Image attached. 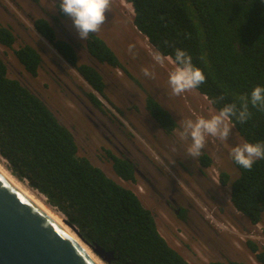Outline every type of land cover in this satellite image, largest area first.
Returning a JSON list of instances; mask_svg holds the SVG:
<instances>
[{
  "label": "trees",
  "instance_id": "obj_1",
  "mask_svg": "<svg viewBox=\"0 0 264 264\" xmlns=\"http://www.w3.org/2000/svg\"><path fill=\"white\" fill-rule=\"evenodd\" d=\"M124 1L132 7L134 27L156 51L172 62L176 49L191 56L192 64L205 76L204 83L195 90L208 101H218L211 104L216 112L226 104L235 103L239 108L241 97L249 98L255 86H264L262 0ZM55 8L60 18L68 17L58 5ZM32 25L93 92L103 97L101 75L93 67L79 64L73 47L57 39L45 19L37 18ZM14 42L12 31L0 26V45L11 49ZM85 49L99 63L120 67L114 52L94 33L85 41ZM12 53L28 75L37 76L41 57L34 48L23 45ZM89 96L101 105L95 94ZM145 108L166 132L174 130V120L151 97L146 98ZM249 112L251 116L245 123L235 117L230 123L243 141L264 143V110L249 104ZM0 158L15 179L43 196L87 244L111 253L109 264H190L159 234L151 213L131 190L78 155L70 131L38 96L7 76L1 58ZM199 161L204 167L212 164L206 154ZM232 164L238 177L230 181L222 171L219 182L229 186L233 208L251 225H257L264 212V160L257 161L251 170L233 160ZM113 169L122 180L133 181L126 162L114 159ZM247 245L257 264H264V250L252 242Z\"/></svg>",
  "mask_w": 264,
  "mask_h": 264
},
{
  "label": "rangeland",
  "instance_id": "obj_2",
  "mask_svg": "<svg viewBox=\"0 0 264 264\" xmlns=\"http://www.w3.org/2000/svg\"><path fill=\"white\" fill-rule=\"evenodd\" d=\"M39 17L49 20L56 36L75 48L79 64L88 63L98 67L106 82L104 94L107 100L94 94L113 118L118 119L116 110L123 114V119L120 121L126 127L128 142L135 143L144 155L168 174L170 168L166 166L167 162L162 160L165 157L176 168H180L181 160H176L179 158L176 156L177 152H181L187 161L195 164V160L186 152L190 140L182 141L178 132L182 130L184 120L199 116L210 118L216 111L195 89L179 96L172 95L168 85V73L174 69L175 64L171 59L163 64L155 61V51L133 25V10L129 3L124 0H110L109 10L105 12L104 25L99 32L94 33L116 54L126 70L127 75H125L118 69L98 65L85 53V41L79 39L69 17L62 19L58 16L53 0H39L37 4L29 0H0V26L8 27L15 36L11 49L0 45V58L6 64L7 76L17 80L38 96L57 119L70 128L75 124L77 109L66 89L72 90L78 96H80L78 90L92 91L77 72L34 30L32 23ZM23 45L31 46L41 57V65L36 77L28 75L13 56L12 50ZM142 69L154 73V77H146ZM138 85L169 110L178 123L174 139L170 142L172 146H167L165 150L162 148L161 140L152 130L150 121L144 119L140 122L138 115L135 114V111H141L140 107L142 108L144 102V95ZM82 134L83 132H80L76 136L79 156H87L103 168L110 179L131 190L141 204L153 213L159 234L188 263L235 261L257 264L247 243L252 242L259 249L264 250V212L261 221L257 225H251L228 200L229 186H221L218 182L220 171L227 173L230 181L238 177L230 152L233 146L243 140L233 126L226 142L211 136L206 137V145L202 153L209 155L212 160L211 166L203 170L206 183L201 181L202 184H197L192 177L184 174L190 180L191 189L198 193L196 196L194 192H189L191 202L213 228V231L205 230L207 238L189 231L187 227L176 221L171 211H165L155 205L147 186L139 179L133 183L123 181L102 161L96 162L98 149L105 143L93 132L89 134V140L83 139ZM0 164L6 167L1 158ZM41 197L46 203L45 198ZM101 262L105 264L102 260Z\"/></svg>",
  "mask_w": 264,
  "mask_h": 264
},
{
  "label": "flooded vegetation",
  "instance_id": "obj_3",
  "mask_svg": "<svg viewBox=\"0 0 264 264\" xmlns=\"http://www.w3.org/2000/svg\"><path fill=\"white\" fill-rule=\"evenodd\" d=\"M37 3H33V4H37ZM56 13H57V10H56ZM39 18L45 19L50 24V26L53 28V26L51 25L49 20H47L44 17H39ZM53 30H54V28H53ZM54 33H55V30H54ZM138 33L140 35H142L140 32H138ZM55 36H56V34H55ZM56 38L59 39L57 36H56ZM60 40H62V39H60ZM148 44H149V42H148ZM151 48L156 52V50L152 46H151ZM73 49L75 51L74 47H73ZM84 51L98 65L108 66L106 64L99 63L97 60H95L87 52V50L85 49V46H84ZM75 53H76V51H75ZM76 56H77V54H76ZM119 63H120V61H119ZM82 64H86V65L93 67L101 75L104 86H106V82L103 78V75L101 74V72L97 66H93V65L88 64V63H82ZM108 67H110V66H108ZM110 68H113V67H110ZM114 69H118L122 73L127 75L126 70H125V68L122 67L121 63H120L119 68H114ZM88 87H89V85H88ZM139 88L141 89V91L144 95V102H143L142 108L140 107L141 111H139V110H138V112L135 111V114L138 115L140 122H141V120H144V119H147L150 121V124L153 126L152 130L155 131V133L157 134V136L161 140L160 143L162 145V148L165 150L167 146H172L170 142L173 141V139H174V133L178 129V123H177L176 119L174 118V116L172 115V113L169 110H167L159 101H157L152 94H150L149 92H147L145 89L141 88L140 86H139ZM104 89H105V87H104ZM66 90L69 93V98H70L71 102H73L75 104V108L77 109V117L75 118L76 121H75V124H73V127L69 128V127L65 126L63 123H61L58 119L57 120L59 121V123L61 125H63L72 134L74 141L76 143V146H77V153H78V144L76 141V136L78 135V133L83 132L82 137L85 140H86V138H87V140L90 139L88 137H89V134H91V132L95 133L105 143L104 146H102L101 148L98 149L99 152L97 153V161L96 162L99 163L100 161H102L104 164H106L110 168V170L115 175H116V173L113 169L114 159L126 162L131 167L132 172H133V177H134L133 181H126V182L133 183V182H136L137 179H139L142 183H144L147 186L148 191L150 193V197L152 198V201L155 203V205L161 207L165 211L166 210L171 211L174 218L176 219V221L179 224L187 227V229H189V231L193 232L194 234H196L198 236H203V237L207 238L208 236H207L205 230L213 231V228L206 221V219L204 217H202L201 213L197 210L195 205L191 202V199L188 196L189 192L190 191L194 192V194L196 196L198 195V193H195V191H193L191 189L190 180H188L184 176V174H185V175H188V177H192L194 179V182H196L197 184L201 183V181H202V183H206L207 180L205 178V175H204L205 173L203 170L206 168H209L210 166L204 167L199 161V157L205 153L201 152V155L194 159L195 160V164H194L193 162L187 161L185 159V156L181 152H177L176 156H178L179 158H177L176 160L177 161H178V159L181 160L180 168H176L174 165H172L171 162H168L166 160V158L164 157L162 161L167 162L166 166L168 168H170V170L168 171L169 174L165 173L156 165V163H154L146 155H144L141 152V150L135 145V143H132L130 141L128 142L127 135H126V127H124L122 125V122L120 121L123 119L122 118L123 114L120 111L116 110V113H117L116 115L118 116V119H115V117L113 118L111 113L104 107V105L101 102H100L101 105L96 104V102H94V100L91 99V97L89 96L90 93L94 94V92L91 88H90V90L92 92H84L83 90H78V93L80 96L76 95L70 89H66ZM147 97H151L163 110H165L166 112L169 113V115L171 116V118L174 120V122L176 124V127L174 128V130H172L171 132H166V130L163 129L158 124V122L151 116V114L146 110L145 100ZM102 98L106 99L105 94ZM134 110H135V108H134ZM135 131H137V130H135ZM127 143H129V144H127ZM172 149L174 152H176V150L173 147H172ZM186 152H187V149H186ZM207 156H209V155H207ZM80 157H84L85 159H87L93 166L99 168L107 176L105 170L103 168H101L100 166H98L97 164H95L94 162H92V160L90 158H88L87 156H80ZM220 172H222V171H220ZM196 174H197V177H196ZM218 182H219V174H218ZM219 184H220V182H219ZM185 192H187L188 194H186ZM228 200L230 201L229 198H228ZM145 209H147V208H145ZM147 210L151 213V215L154 219V216H153V213L151 212V210H149V209H147ZM154 222L156 225L155 219H154Z\"/></svg>",
  "mask_w": 264,
  "mask_h": 264
},
{
  "label": "clouds",
  "instance_id": "obj_4",
  "mask_svg": "<svg viewBox=\"0 0 264 264\" xmlns=\"http://www.w3.org/2000/svg\"><path fill=\"white\" fill-rule=\"evenodd\" d=\"M53 4L58 5L59 10L71 19L79 39L86 41L90 34L99 32L104 25L105 12L109 10L110 0H58V4L53 0ZM154 59L157 63L163 64L170 58L156 51ZM173 63L175 67L168 73V85L172 95L179 96L204 83V74L192 64L191 56L185 51L176 49ZM142 71L146 77H154V73L147 69ZM241 101L239 108L235 103L226 104L210 118L199 116L182 122V130L178 132V136L182 141L190 140L187 148L189 157L195 159L201 155L208 136L226 142L232 129L231 118L235 117L240 123H245L251 116L249 104L264 110V86H255L250 97H241ZM217 102L208 101L209 104ZM230 156L237 165L245 170H251L257 161L264 160V143L241 141L231 148Z\"/></svg>",
  "mask_w": 264,
  "mask_h": 264
},
{
  "label": "water",
  "instance_id": "obj_5",
  "mask_svg": "<svg viewBox=\"0 0 264 264\" xmlns=\"http://www.w3.org/2000/svg\"><path fill=\"white\" fill-rule=\"evenodd\" d=\"M62 222L105 264L111 253L87 244L64 217ZM0 264H95L42 209L0 175Z\"/></svg>",
  "mask_w": 264,
  "mask_h": 264
},
{
  "label": "bare ground",
  "instance_id": "obj_6",
  "mask_svg": "<svg viewBox=\"0 0 264 264\" xmlns=\"http://www.w3.org/2000/svg\"><path fill=\"white\" fill-rule=\"evenodd\" d=\"M0 175L23 196H25L37 207L42 209L60 228H62L76 242V244L95 264H103L101 260L78 239L74 232L62 222L63 216L57 211L51 209L48 205H46V203H44V200L42 199L40 194L28 188L25 183H22L15 179L2 164H0Z\"/></svg>",
  "mask_w": 264,
  "mask_h": 264
}]
</instances>
